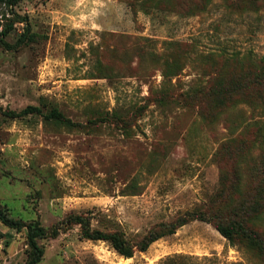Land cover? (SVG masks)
I'll return each instance as SVG.
<instances>
[{"label":"rangeland","instance_id":"374dc122","mask_svg":"<svg viewBox=\"0 0 264 264\" xmlns=\"http://www.w3.org/2000/svg\"><path fill=\"white\" fill-rule=\"evenodd\" d=\"M13 10L28 27L2 39L27 43L0 45V203L58 226L38 264H264V0ZM14 21L0 6V33ZM238 81L234 100L222 94ZM79 221L132 257L83 238ZM28 250L26 230L0 222V264H25Z\"/></svg>","mask_w":264,"mask_h":264},{"label":"trees","instance_id":"16d2710c","mask_svg":"<svg viewBox=\"0 0 264 264\" xmlns=\"http://www.w3.org/2000/svg\"><path fill=\"white\" fill-rule=\"evenodd\" d=\"M22 0H0V6H4L8 8L15 18L14 22H11L9 25H7L3 32L0 33V45L9 49H17L21 47L22 45L26 44V34H22L16 42L10 46L6 42L3 41V37H5L11 30L16 22H25V29L28 27V23L25 20H22L13 10V8ZM20 19V20H19ZM258 65L260 66V72L255 74L254 80L255 83L262 82L264 79V60L258 59ZM239 79H242L240 77ZM242 86L240 85V81L235 82L231 85L229 89H225L222 94L227 95V93H230L228 95V99L234 100L232 97L233 95H236V91L239 90ZM258 100L264 101V97L258 96ZM12 115H15L14 113ZM52 117L55 118L57 121L63 123V117L61 114L57 112L52 113ZM263 168L258 170V173H261ZM195 220H200V218H194ZM0 222L3 226L10 228V229H25L26 230V245L28 246V252H27V260L25 264H38L43 256V248L40 246L39 242L42 240H46L49 238H55L58 235L59 228L58 226H55L51 229H45L41 225L30 222L28 224H25L24 222L13 218L9 214V210L5 209V207L0 203ZM185 222L181 221L180 225H184ZM77 224L81 225V236L85 239H89L92 241H107L111 244L112 248L122 257L128 259L131 258L133 255V248H130L126 245L125 241H123L118 235L111 234V235H105L98 231H91L89 228L84 227V223L82 221H79ZM177 226V227H178ZM216 230L219 232V234L224 237L227 241L230 243L234 241L235 237L231 235L230 232H228L227 229H224L219 224L216 225ZM166 233L172 234L173 231L169 227L166 226ZM161 236L155 235L149 237V239L146 241L144 240L143 244L141 245V248L139 251L143 252L147 249V247L160 238Z\"/></svg>","mask_w":264,"mask_h":264}]
</instances>
